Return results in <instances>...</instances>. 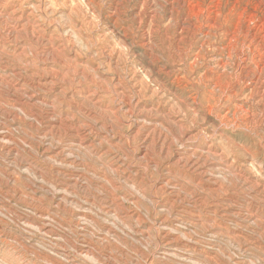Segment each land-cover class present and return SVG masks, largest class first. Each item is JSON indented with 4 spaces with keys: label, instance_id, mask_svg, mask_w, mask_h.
I'll return each instance as SVG.
<instances>
[{
    "label": "rangeland",
    "instance_id": "374dc122",
    "mask_svg": "<svg viewBox=\"0 0 264 264\" xmlns=\"http://www.w3.org/2000/svg\"><path fill=\"white\" fill-rule=\"evenodd\" d=\"M0 11V264H264V0Z\"/></svg>",
    "mask_w": 264,
    "mask_h": 264
},
{
    "label": "bare ground",
    "instance_id": "6f19581e",
    "mask_svg": "<svg viewBox=\"0 0 264 264\" xmlns=\"http://www.w3.org/2000/svg\"><path fill=\"white\" fill-rule=\"evenodd\" d=\"M256 9V8H255ZM75 10V9H74ZM69 12V11H68ZM3 13V11L1 12L0 11V15ZM15 13V12H14ZM4 14H6L5 12H4ZM16 14H18L17 12H16ZM5 16V15H4ZM0 17H3V15L2 16H0ZM19 19V18H18ZM24 20V18L23 17H21L20 16V21L21 20ZM151 19V18H150ZM210 20V19H209ZM19 21V22H20ZM18 22V21H17ZM227 22V21H226ZM7 23V22H6ZM5 23V24H6ZM213 24V23H212ZM8 25V24H7ZM17 25V26H16ZM210 25V24H209ZM214 25H215V23H214ZM12 26H14V25H12ZM204 26V25H203ZM227 26V25H226ZM20 27V28H19ZM81 27V26H80ZM8 29H7V33H9V34H12V33H14L15 31L14 30H16V29H21V28H24L23 26H22V24L21 25H19L18 26V24H15V26L14 27H11L10 28V26L8 25V27H7ZM92 28V27H91ZM182 28V27H181ZM5 30V29H4ZM22 30V29H21ZM28 30V29H27ZM77 30V29H76ZM14 31V32H13ZM37 32V31H36ZM15 34V33H14ZM17 34H18V32H17ZM105 36V35H104ZM255 37V36H254ZM253 37V38H254ZM11 38V37H10ZM10 40H12V39H10ZM149 40V39H148ZM25 42V41H24ZM42 43V42H41ZM244 45V44H243ZM5 43H2V48L4 49L5 48ZM17 48V47H16ZM24 49V48H23ZM23 49L21 48V50H22V52H21V54L23 53ZM2 51V50H1ZM260 51V50H259ZM47 52V51H46ZM54 54V53H53ZM108 54V53H107ZM43 55V54H42ZM109 57V56H108ZM108 63V62H107ZM7 66V65H6ZM45 67V66H44ZM43 67V68H44ZM58 72V71H57ZM83 72V71H82ZM156 72V71H155ZM15 73L16 74H18L16 71H15ZM14 73V74H15ZM9 74V73H8ZM54 74V73H53ZM82 74V73H81ZM135 74H137V73H135ZM19 76H18V79H16V80H13V81H11L10 79L12 78L10 75H7V77H5L6 78V80L9 82V83H11V85H12V87L15 89V90H17V92H20V95L15 99V103H16V106L18 107V108H21V109H24V106L27 104V101L28 102H30V103H33V102H35V101H37V100H39L40 99V97H37L34 93H32V94H30L29 95V97L28 98H25V96H24V93H25V86H26V84L27 83H30V81H28L25 77H23V75L20 73V74H18ZM135 76V75H134ZM240 79V78H239ZM256 79V78H255ZM51 80H53V79H51L50 78V82H52ZM11 81V82H10ZM71 81V80H70ZM49 82V79L48 78H43V79H39V81H38V83L36 84V85H38V87H42V88H45V89H47V87L49 88V86L50 85H52L51 83ZM31 84V83H30ZM33 86V85H32ZM50 89V88H49ZM1 92V91H0ZM235 92V91H234ZM152 94V93H151ZM99 95V94H98ZM54 96V95H53ZM65 96V95H64ZM81 96V95H80ZM41 100H42V98H41ZM46 100V99H45ZM97 100V99H96ZM43 101V100H42ZM48 102V101H47ZM96 102V101H95ZM130 103V102H129ZM74 106V105H73ZM16 107V108H17ZM188 108V107H187ZM86 110V109H85ZM189 110V109H188ZM84 111V110H83ZM182 111V110H181ZM195 112V111H194ZM8 114V113H7ZM11 114V113H10ZM37 116V115H36ZM116 116V115H115ZM186 116V115H185ZM12 117V116H11ZM102 118V117H101ZM145 118V117H144ZM106 120V119H105ZM144 121V120H143ZM123 124V123H122ZM2 127V126H1ZM98 127V126H97ZM135 134H137V133H135ZM77 135V134H76ZM84 135L81 133V139H82V141L85 139L84 137H83ZM151 141V140H150ZM154 141V140H153ZM22 143V142H21ZM72 144V143H71ZM30 145V144H29ZM145 145V144H144ZM145 149V148H144ZM197 150V149H196ZM206 152V151H205ZM215 154V153H214ZM150 157V156H149ZM104 161V160H103ZM180 161V160H179ZM106 162V161H105ZM181 162V161H180ZM190 162V161H189ZM194 162V161H193ZM188 163V162H187ZM237 166V165H236ZM196 168V167H195ZM197 169V168H196ZM202 169V168H201ZM204 171V170H203ZM178 173V172H177ZM220 173V172H219ZM131 176V175H130ZM141 185V184H140ZM212 187V186H211ZM247 188V187H246ZM115 189V188H114ZM173 195V194H172ZM137 199V198H136ZM165 207V206H164ZM122 209V208H121ZM241 209V208H240ZM262 214V213H261ZM136 215V214H135ZM197 215V214H196ZM139 219V218H138ZM175 239V238H174ZM171 242V241H170ZM164 247V246H163ZM211 256V255H210Z\"/></svg>",
    "mask_w": 264,
    "mask_h": 264
}]
</instances>
